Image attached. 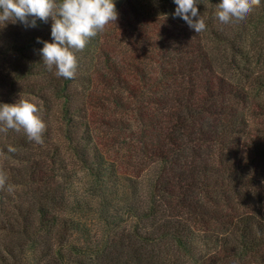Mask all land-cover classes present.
<instances>
[{
	"label": "trees",
	"instance_id": "1",
	"mask_svg": "<svg viewBox=\"0 0 264 264\" xmlns=\"http://www.w3.org/2000/svg\"><path fill=\"white\" fill-rule=\"evenodd\" d=\"M220 2L198 0L199 34L175 17L182 41L157 77L105 60L96 36L76 53L75 79L57 78L37 42H52L51 18L0 28V104L27 99L46 124L43 145L0 133V168L15 186L0 191V264H264V0L232 25L214 18ZM124 7L147 42V16L177 6ZM157 81L170 90L158 127L140 104ZM108 104L155 135L137 148L143 171L123 170L97 141L91 112L108 118ZM80 172L86 194L74 190Z\"/></svg>",
	"mask_w": 264,
	"mask_h": 264
},
{
	"label": "clouds",
	"instance_id": "2",
	"mask_svg": "<svg viewBox=\"0 0 264 264\" xmlns=\"http://www.w3.org/2000/svg\"><path fill=\"white\" fill-rule=\"evenodd\" d=\"M174 3L177 6L174 17L182 18L198 34L206 30V19L198 12V0H174ZM260 5L261 0H221L215 6L214 18L220 25L237 24ZM49 18L52 42L37 40L43 43L42 62L57 78L70 80L76 77V53L84 50L90 39L102 33L107 25L115 24L118 12L114 0H0V28L17 22L34 28L37 19L47 23ZM39 111L35 103L21 97L14 104H0V133L23 132L29 142L43 145L46 124ZM15 151L8 147L9 153ZM0 157L7 159L2 150ZM14 190L7 173L0 168V191Z\"/></svg>",
	"mask_w": 264,
	"mask_h": 264
},
{
	"label": "rangeland",
	"instance_id": "3",
	"mask_svg": "<svg viewBox=\"0 0 264 264\" xmlns=\"http://www.w3.org/2000/svg\"><path fill=\"white\" fill-rule=\"evenodd\" d=\"M129 1L114 0L118 12V20L115 24L110 23L107 25L105 30L97 35L100 41L98 47L102 48L100 56L104 57L105 60L110 57L112 62H124L126 60L130 63L134 62L136 65L144 67L147 74L157 77L159 73L165 70L169 71L167 61L172 58L173 52L178 49V45L182 41L181 29H183V26L181 27L176 22L173 15H155L152 12L147 16L150 21L148 25L149 32L151 31L150 38L147 42L140 40L138 35L132 31V26L128 25L122 13L123 9L126 10L124 5L129 3ZM100 56L98 55L99 60ZM160 82L157 81L154 85L153 82H149L150 84L147 87L149 91L145 95L148 98L144 100L145 103L143 101L140 103L148 107L147 113L152 115L153 123L157 127L166 123L167 111L165 103L170 91L167 84ZM164 83L167 82L165 81ZM146 101H150L151 103L146 104ZM94 106L103 107L102 104H95ZM97 107L91 112V119L95 128L96 139L103 151L112 159L121 161L123 170L130 172L132 170L136 172L143 171L144 162L142 159H144V154L141 149L140 152L137 148L139 145L144 147V143H150L149 139L155 137L153 132H149L150 138L149 135L143 134L141 132L143 127L139 123L128 121V115L130 116L131 113H126L123 108H115L108 104L107 107L110 108V113L107 118L102 115V110ZM147 119L146 124L152 123ZM112 128L118 131L116 132L115 130L114 134L111 131ZM77 179L74 190L78 193L82 190L86 194L88 192L87 174L80 172ZM86 218L88 220V215Z\"/></svg>",
	"mask_w": 264,
	"mask_h": 264
}]
</instances>
